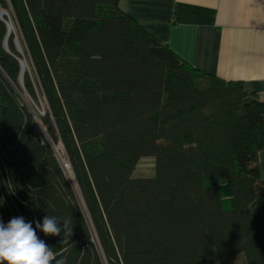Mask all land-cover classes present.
I'll use <instances>...</instances> for the list:
<instances>
[{
  "label": "trees",
  "instance_id": "trees-1",
  "mask_svg": "<svg viewBox=\"0 0 264 264\" xmlns=\"http://www.w3.org/2000/svg\"><path fill=\"white\" fill-rule=\"evenodd\" d=\"M121 1L0 0V219L72 218L65 244L37 230L66 264H264V96Z\"/></svg>",
  "mask_w": 264,
  "mask_h": 264
},
{
  "label": "crops",
  "instance_id": "crops-1",
  "mask_svg": "<svg viewBox=\"0 0 264 264\" xmlns=\"http://www.w3.org/2000/svg\"><path fill=\"white\" fill-rule=\"evenodd\" d=\"M120 7L193 67L264 96V0H123ZM257 158L264 178V149Z\"/></svg>",
  "mask_w": 264,
  "mask_h": 264
},
{
  "label": "clouds",
  "instance_id": "clouds-1",
  "mask_svg": "<svg viewBox=\"0 0 264 264\" xmlns=\"http://www.w3.org/2000/svg\"><path fill=\"white\" fill-rule=\"evenodd\" d=\"M72 218L58 219L45 216L42 221L27 222L24 217H13L7 224L0 219V264H66V258L41 239L37 230L45 236H60L65 244L71 237Z\"/></svg>",
  "mask_w": 264,
  "mask_h": 264
},
{
  "label": "rangeland",
  "instance_id": "rangeland-1",
  "mask_svg": "<svg viewBox=\"0 0 264 264\" xmlns=\"http://www.w3.org/2000/svg\"><path fill=\"white\" fill-rule=\"evenodd\" d=\"M8 16H9V19H10V22H11L10 33H15V28H14V24H13L12 18L10 16V14H8ZM23 62H24L25 68H26L25 61L23 60ZM44 108H45V105H44V102L42 100H40L37 105H34V109L36 111L40 112V113L43 112ZM55 149H56V156H57V158L59 159V161L62 164L64 162V158H63V155H62L61 147L60 146H56ZM153 165H154V162H153L152 158H148V157L143 158V159H141L139 161V163H138V165L136 167V173L139 174V175L150 174V173H152ZM65 170L67 171L68 168H65Z\"/></svg>",
  "mask_w": 264,
  "mask_h": 264
},
{
  "label": "water",
  "instance_id": "water-1",
  "mask_svg": "<svg viewBox=\"0 0 264 264\" xmlns=\"http://www.w3.org/2000/svg\"><path fill=\"white\" fill-rule=\"evenodd\" d=\"M3 12H5L4 10H1L0 11V17H1V14L3 13ZM6 27H7V33H6V36H5V39H4V47L6 48V39H7V37L9 36V31H8V25H7V23H6ZM16 49H17V51L18 52H21V49H20V47H19V44H18V42L16 41ZM20 66H21V72H20V75H19V81H21V78H22V73H23V70H24V68H25V65H24V62L21 60L20 61Z\"/></svg>",
  "mask_w": 264,
  "mask_h": 264
},
{
  "label": "bare ground",
  "instance_id": "bare-ground-1",
  "mask_svg": "<svg viewBox=\"0 0 264 264\" xmlns=\"http://www.w3.org/2000/svg\"><path fill=\"white\" fill-rule=\"evenodd\" d=\"M1 15L7 17V21H6V23H7V25H8V31H9V33H10V30H11V22H10V19H9L8 13H6V11H5V12H3Z\"/></svg>",
  "mask_w": 264,
  "mask_h": 264
},
{
  "label": "built area",
  "instance_id": "built-area-1",
  "mask_svg": "<svg viewBox=\"0 0 264 264\" xmlns=\"http://www.w3.org/2000/svg\"><path fill=\"white\" fill-rule=\"evenodd\" d=\"M62 165L64 166V168H68V164L65 161L62 163Z\"/></svg>",
  "mask_w": 264,
  "mask_h": 264
}]
</instances>
